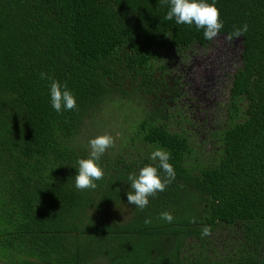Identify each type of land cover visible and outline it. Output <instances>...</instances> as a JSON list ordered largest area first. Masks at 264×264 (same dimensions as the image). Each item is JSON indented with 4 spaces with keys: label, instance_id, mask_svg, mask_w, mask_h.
<instances>
[{
    "label": "trees",
    "instance_id": "16d2710c",
    "mask_svg": "<svg viewBox=\"0 0 264 264\" xmlns=\"http://www.w3.org/2000/svg\"><path fill=\"white\" fill-rule=\"evenodd\" d=\"M215 4L220 34L248 31L222 115L195 139L154 74L161 53L209 41L165 20L164 0H0V264H264V0ZM42 72L67 83L76 109L52 108ZM104 133V177L79 190L78 160ZM157 147L175 179L140 210L128 176ZM234 226L214 258L209 238Z\"/></svg>",
    "mask_w": 264,
    "mask_h": 264
},
{
    "label": "rangeland",
    "instance_id": "374dc122",
    "mask_svg": "<svg viewBox=\"0 0 264 264\" xmlns=\"http://www.w3.org/2000/svg\"><path fill=\"white\" fill-rule=\"evenodd\" d=\"M224 37L220 34L203 46L193 44L182 51L167 50L161 53L157 61L154 77L159 79L162 73L166 87L178 93L175 102L191 121L192 125L187 124L186 127L195 139L202 138L206 134L205 129L222 115L230 77L240 64L241 39L234 38L229 42ZM162 98L168 100L169 96ZM135 99L149 103L152 98ZM170 105L173 106L172 103ZM118 114L121 115L115 118L119 119L117 116H122V113ZM204 149L208 150L209 145L205 144ZM237 232L238 226L220 228L209 238L211 247L217 252L214 258L232 249L234 240L238 238H234Z\"/></svg>",
    "mask_w": 264,
    "mask_h": 264
},
{
    "label": "clouds",
    "instance_id": "9594fccd",
    "mask_svg": "<svg viewBox=\"0 0 264 264\" xmlns=\"http://www.w3.org/2000/svg\"><path fill=\"white\" fill-rule=\"evenodd\" d=\"M169 4V10L164 17L165 20H173L177 24L195 25L203 29L204 39L211 41L219 37L223 28V21L220 18V10L213 3L206 0H164ZM248 31V25L244 24L235 28L231 34L224 37L231 42L234 38L243 37ZM167 36V35H166ZM171 39L170 36H167ZM42 80L50 81L49 91L52 108L60 113L62 110H74L77 107L76 97L67 87V83H60L47 73L40 74ZM90 153L87 158L78 160V174L75 177V187L79 190L96 189V181L102 180L104 170L100 165V159L106 150L114 146V138L109 133L97 135L89 141ZM171 154L168 150L157 147L150 154L151 164H146L138 173L129 174L128 180L133 191L127 192L129 205L143 210L149 204V197H155L158 192H164L168 185L175 179V170L169 163ZM160 218L168 223L174 219L171 212L165 211ZM195 223V219L192 220ZM144 223L150 224L151 219L146 218ZM202 236L211 235V226L205 225L201 229Z\"/></svg>",
    "mask_w": 264,
    "mask_h": 264
}]
</instances>
